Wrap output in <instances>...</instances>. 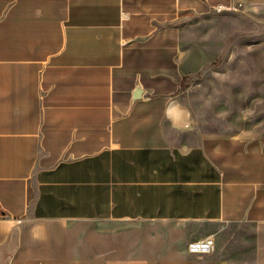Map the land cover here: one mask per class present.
Returning <instances> with one entry per match:
<instances>
[{"label":"crops","instance_id":"0c3cea01","mask_svg":"<svg viewBox=\"0 0 264 264\" xmlns=\"http://www.w3.org/2000/svg\"><path fill=\"white\" fill-rule=\"evenodd\" d=\"M261 1L0 0V264H264V137L180 98L183 21Z\"/></svg>","mask_w":264,"mask_h":264},{"label":"rangeland","instance_id":"374dc122","mask_svg":"<svg viewBox=\"0 0 264 264\" xmlns=\"http://www.w3.org/2000/svg\"><path fill=\"white\" fill-rule=\"evenodd\" d=\"M182 44L187 141L264 137V0L184 20Z\"/></svg>","mask_w":264,"mask_h":264},{"label":"built area","instance_id":"2783aa9c","mask_svg":"<svg viewBox=\"0 0 264 264\" xmlns=\"http://www.w3.org/2000/svg\"><path fill=\"white\" fill-rule=\"evenodd\" d=\"M226 8L219 7L217 9L218 12L225 11ZM3 218L4 216H1ZM214 239L212 237H209L206 240L203 241H198V242H193L190 244L189 248L191 252H210L214 249Z\"/></svg>","mask_w":264,"mask_h":264},{"label":"water","instance_id":"95a60500","mask_svg":"<svg viewBox=\"0 0 264 264\" xmlns=\"http://www.w3.org/2000/svg\"><path fill=\"white\" fill-rule=\"evenodd\" d=\"M142 94H143V91H142L141 87L137 86V88H136V90L134 92L133 101L135 102V101L141 99L142 98Z\"/></svg>","mask_w":264,"mask_h":264}]
</instances>
